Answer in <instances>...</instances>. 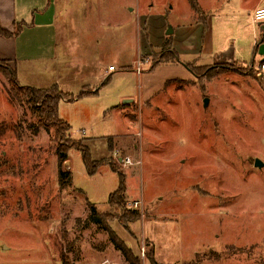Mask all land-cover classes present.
<instances>
[{"label": "rangeland", "instance_id": "374dc122", "mask_svg": "<svg viewBox=\"0 0 264 264\" xmlns=\"http://www.w3.org/2000/svg\"><path fill=\"white\" fill-rule=\"evenodd\" d=\"M107 5L106 27L93 22L91 39L81 41L85 71L62 88L78 96L77 78L101 84L112 78L99 85L96 97L62 101L59 108L72 139L89 147L96 173L72 148L69 169L66 162L63 169L72 171L73 183L60 185L54 131L35 132L37 115L11 98L8 64L0 65V264H63L64 256L71 264H131L111 231L132 248L138 264H151L152 248L161 264H264V166L256 165L258 159L264 164V75L255 67L260 55L249 40L247 15L235 11L198 21L190 0ZM173 27L176 36L149 48V40L161 42ZM227 42L237 44V62L216 63V48ZM172 46L176 58L166 50ZM111 64L117 71L105 73ZM220 64L230 68L213 69ZM169 65H182L190 78L167 80L164 92L145 103L164 75L155 70ZM24 80L21 74L19 83ZM124 95L137 103L124 104ZM122 103L123 109L110 112ZM111 163L126 177L120 207L108 202L120 186ZM89 202L107 227L88 220ZM135 210L141 219L130 222ZM71 247L80 250L78 259Z\"/></svg>", "mask_w": 264, "mask_h": 264}, {"label": "crops", "instance_id": "0c3cea01", "mask_svg": "<svg viewBox=\"0 0 264 264\" xmlns=\"http://www.w3.org/2000/svg\"><path fill=\"white\" fill-rule=\"evenodd\" d=\"M197 2L201 9L197 16L198 21H205L209 15L221 20L229 17L230 14L245 13L253 31V38L250 37L249 40H255L252 47L260 55L259 62L264 60V42L258 44L261 39H264V23L257 22L253 18L254 12L258 8L264 7V0H197ZM107 3L108 0H0V26L12 33L11 36L0 34V60L6 62L16 71L17 79L21 74L24 79H28L23 81L25 86L35 84L37 86L42 85L38 86L39 88H48L59 85L65 91L62 88V82L70 77L76 78V76L82 75V71H85L87 60H85V56L81 55L84 54L82 50L85 48V42L82 45L81 41L91 39L93 34L91 31L92 23L97 21V28L101 30H103V24L105 27L107 25L109 14ZM171 9H174V5ZM235 11L239 12L236 13ZM19 26L20 30L17 32ZM172 29L171 34L168 33L169 31L165 32L161 42L149 40V48L153 45H161L169 36L171 38L176 36L178 34L177 28L173 27ZM259 38L261 39L259 40ZM218 43L220 44L219 39L216 41V45ZM235 45L237 44L230 45L227 42L225 47L216 48L214 52L215 62H237L238 52ZM99 61H103L102 56L99 57ZM254 62L257 63L256 58L253 59L252 63ZM132 65L135 64H123L122 67ZM102 66L103 63H100L98 68H102ZM111 66L115 65L111 64L105 68L104 72L108 74L111 71H117L116 66L114 70H111ZM31 71H35L36 74ZM131 71L135 70L125 71L123 69L122 72ZM100 73L102 76L103 72ZM154 73L164 75L157 80V84L149 92L145 103L152 100L160 92H164L167 80L178 76L190 78L191 74L182 65L158 67ZM35 77L42 78L44 82H37ZM110 77L112 78L111 75L108 76L102 84L100 82H79L77 81L78 78L75 82L80 86L79 92L84 86H95L92 91L98 90V92L84 97V99H90L97 96L101 86ZM100 84L101 86H99ZM122 98L124 104L137 103L132 95H124ZM78 100L80 101V99L76 101ZM124 104L113 105L111 110H108L113 113L120 111L124 108ZM113 137L118 141L121 139L120 134Z\"/></svg>", "mask_w": 264, "mask_h": 264}, {"label": "trees", "instance_id": "16d2710c", "mask_svg": "<svg viewBox=\"0 0 264 264\" xmlns=\"http://www.w3.org/2000/svg\"><path fill=\"white\" fill-rule=\"evenodd\" d=\"M192 3V6L196 13H200L201 9L199 7V4L197 0H190ZM20 30V26L17 29V32ZM0 34L5 36H11L12 33L10 31H7L3 29L0 26ZM170 42L167 43L170 46ZM262 42H264V39H262L258 44L260 45ZM165 43L164 46H167ZM168 54H171L172 57L176 58L177 52L173 48H166ZM258 51H256L257 53ZM6 62L0 60V65L5 66ZM190 67V66H189ZM7 73L9 74L8 77L10 78V91L9 94L13 100H16L18 103L28 106L30 110L37 115L38 122L36 124H33L32 127L34 128L35 132H39L42 128L47 130L48 132L52 133L54 131V140L57 144L56 146V154L59 160V183L60 185L65 188L67 185L72 184L73 178H72V171H66L63 169V166L67 160H69V152L72 148H77L83 153V157L85 160L86 165L89 168V172L91 174H94L97 172V164L95 163L94 159L92 158L91 152L89 147L86 146H78V141L75 140V138L72 139L71 137V125L68 121L62 119L59 114V108L60 103L62 101H76L77 99H80L82 97L88 96L90 94H96L98 90L96 91H88L83 89L78 96H75L74 93H69L63 91L59 85H53L48 88H36L32 86H25L21 85L17 79L16 71L12 69L9 65L5 66ZM223 68H230L228 65L220 64L216 65L213 69L214 70H222ZM114 137H110L109 139V145L110 147L114 146ZM113 148H111L112 150ZM6 163V161L4 162ZM111 166L115 172H118L120 176V186L117 190H115L113 193H111L109 197V204L111 206H122V204L125 202V195L127 192V186H126V177L119 169L116 167L114 163H111ZM89 206L91 207V213L89 216V221L96 222L100 224L101 226H106V218L103 214L99 212L96 205L89 202ZM139 219H141V213L139 210L132 211L129 215L130 222H136ZM108 229V228H107ZM111 233V240L115 244V246L122 251L124 256L127 258V260L131 264H138V258L134 256V252L130 246L127 245V243L120 239L114 232ZM71 251H74V257L78 259L80 257V250L71 247ZM64 256V254H63ZM148 257L150 259L151 264H161L157 262L155 259V250L154 248L151 249V251L148 253ZM63 264H71L69 259L67 257H63L62 260Z\"/></svg>", "mask_w": 264, "mask_h": 264}, {"label": "built area", "instance_id": "2783aa9c", "mask_svg": "<svg viewBox=\"0 0 264 264\" xmlns=\"http://www.w3.org/2000/svg\"><path fill=\"white\" fill-rule=\"evenodd\" d=\"M253 18H254V20L257 21V22H263V21H264V7H262V8H258V9L254 12V14H253ZM255 67L258 69V71H259L261 74L264 75V60H262L261 62H258V63L255 65ZM111 68H112L111 70H114V69H115L114 66H112ZM116 156H118L117 158H118L120 161L124 162L125 164H132V161H131L129 158H123V157H121L118 153H116ZM139 204H140V203L136 201V202L132 203L131 205H132L133 207H138ZM104 264H109V261H105Z\"/></svg>", "mask_w": 264, "mask_h": 264}, {"label": "water", "instance_id": "95a60500", "mask_svg": "<svg viewBox=\"0 0 264 264\" xmlns=\"http://www.w3.org/2000/svg\"><path fill=\"white\" fill-rule=\"evenodd\" d=\"M260 23H264V21L263 22H260ZM172 32H173V29H170L168 33L171 34ZM206 103H209V100L208 99H207V102ZM69 164H70V162L69 161H66L65 167L67 169H69ZM256 165L259 166V167H263L264 166L263 162L261 160H259V159L257 160Z\"/></svg>", "mask_w": 264, "mask_h": 264}, {"label": "bare ground", "instance_id": "6f19581e", "mask_svg": "<svg viewBox=\"0 0 264 264\" xmlns=\"http://www.w3.org/2000/svg\"><path fill=\"white\" fill-rule=\"evenodd\" d=\"M112 69V68H111Z\"/></svg>", "mask_w": 264, "mask_h": 264}]
</instances>
